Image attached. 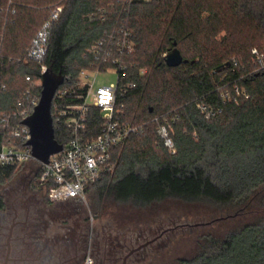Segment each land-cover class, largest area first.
Here are the masks:
<instances>
[{
    "label": "trees",
    "instance_id": "obj_1",
    "mask_svg": "<svg viewBox=\"0 0 264 264\" xmlns=\"http://www.w3.org/2000/svg\"><path fill=\"white\" fill-rule=\"evenodd\" d=\"M56 6L62 10L44 63L59 80L57 90L77 84L99 39L123 27L133 44L121 57L120 84L135 83L121 99L122 119L142 131L113 148L114 172L85 194L136 206L173 198L230 210L259 198L264 207V68L255 71L261 63L251 52L264 55V0H0V85L7 87L0 111L25 90L26 75L42 78L36 66L18 60ZM174 48L183 61L167 66L164 55ZM224 74L248 97L233 84L224 87ZM226 91L236 100L224 99ZM156 116L171 121L173 154L156 134ZM91 120L97 126L99 114L93 111ZM54 138L65 146L68 135L54 126ZM35 163L38 181L42 165ZM18 168L0 167V185ZM179 264H264V215L222 239L204 237Z\"/></svg>",
    "mask_w": 264,
    "mask_h": 264
},
{
    "label": "built area",
    "instance_id": "obj_2",
    "mask_svg": "<svg viewBox=\"0 0 264 264\" xmlns=\"http://www.w3.org/2000/svg\"><path fill=\"white\" fill-rule=\"evenodd\" d=\"M130 1V0H127ZM62 7L56 6L48 18L41 24L31 39L30 46L22 61L31 63L39 69L42 75L47 67L44 59L47 53L49 38L54 22L58 19ZM0 32V46L2 42ZM130 33L123 29L118 34H109V39H99L89 49L93 61L89 68L80 71L77 84L72 87L56 89L51 102L52 124L68 135L65 146L61 151L51 154L47 163H41L32 155V148L28 141L31 138L30 129L24 120L32 113L38 103L40 92L33 91L41 88V77L32 79L25 76L27 87L9 104L8 110L0 111V167L18 168L24 164L36 161L42 165L38 182L49 187L48 196L51 201H66L77 198L83 199L88 185L99 181L104 175L114 172L115 162L112 157L113 148L123 143L130 135L139 134L142 125L130 124L122 119L123 104L121 99L130 89L135 87L134 82L120 84V72L125 69L121 63L122 55L133 51ZM255 55L254 62L261 63L255 71L264 68V55L256 48L251 50ZM2 56L0 53V80ZM226 65H229L227 63ZM224 65V67L226 66ZM236 62H231L234 71ZM113 69L117 74L115 84L94 88V73ZM223 86L233 84V90L238 95L248 97L244 89L234 84L224 74L221 79ZM6 85H0V91L6 90ZM224 99H233L227 91L221 95ZM205 110V107H201ZM99 114V124L93 125L91 113ZM206 111V117L211 115ZM156 123V134L168 151L175 153L172 139V124L168 118L153 117ZM97 127V128H96Z\"/></svg>",
    "mask_w": 264,
    "mask_h": 264
},
{
    "label": "flooded vegetation",
    "instance_id": "obj_3",
    "mask_svg": "<svg viewBox=\"0 0 264 264\" xmlns=\"http://www.w3.org/2000/svg\"><path fill=\"white\" fill-rule=\"evenodd\" d=\"M27 176L0 203V264H164L175 240L157 235L137 243L154 233L142 214L116 213L97 227L96 205L51 201L35 172Z\"/></svg>",
    "mask_w": 264,
    "mask_h": 264
},
{
    "label": "rangeland",
    "instance_id": "obj_4",
    "mask_svg": "<svg viewBox=\"0 0 264 264\" xmlns=\"http://www.w3.org/2000/svg\"><path fill=\"white\" fill-rule=\"evenodd\" d=\"M94 76V88L109 86L117 81V74L113 69L99 71L94 73ZM36 168L37 164L32 161L16 169L11 179L0 185L1 198H4L5 189L19 188L24 176L33 174ZM79 203L84 206L88 204L97 206L95 212L91 213L93 217L91 223L97 227L105 219L110 218L113 220L116 213L130 214L132 212L133 214H142L143 222L149 221L148 225L152 226L154 233H145V238H140L137 243H142L147 238L151 239L163 230L180 226L160 234L162 238L170 236L172 240H175L172 245L168 246L169 249L164 258L166 261H164V264H178L183 258L187 259L194 256L199 251L200 245L206 236L222 239L241 226L252 223L264 215V207L260 204L259 198L251 201L246 206L233 210L224 209L208 202H186L173 198L152 203L149 206H136L115 201L111 197L99 199L96 196H90L88 193L85 194L83 199L79 200ZM96 211L103 215L97 218Z\"/></svg>",
    "mask_w": 264,
    "mask_h": 264
},
{
    "label": "water",
    "instance_id": "obj_5",
    "mask_svg": "<svg viewBox=\"0 0 264 264\" xmlns=\"http://www.w3.org/2000/svg\"><path fill=\"white\" fill-rule=\"evenodd\" d=\"M182 61L179 50L175 48L169 50L164 55V62L167 66H177ZM41 76V90L38 103L34 106L32 113L24 120V123L30 129L31 138L28 143L31 145L33 157L41 163H47L51 154L57 153L62 149V145L54 138V128L51 117V102L59 84V80L57 77L51 76L48 70ZM176 227L180 226H175L170 229ZM164 231L165 230L160 234Z\"/></svg>",
    "mask_w": 264,
    "mask_h": 264
}]
</instances>
